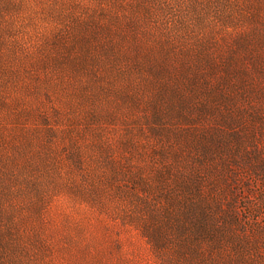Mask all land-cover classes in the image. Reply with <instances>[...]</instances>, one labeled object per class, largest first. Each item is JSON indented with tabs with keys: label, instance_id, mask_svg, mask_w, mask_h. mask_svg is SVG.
Returning a JSON list of instances; mask_svg holds the SVG:
<instances>
[{
	"label": "rangeland",
	"instance_id": "obj_1",
	"mask_svg": "<svg viewBox=\"0 0 264 264\" xmlns=\"http://www.w3.org/2000/svg\"><path fill=\"white\" fill-rule=\"evenodd\" d=\"M0 264H264V0H0Z\"/></svg>",
	"mask_w": 264,
	"mask_h": 264
}]
</instances>
